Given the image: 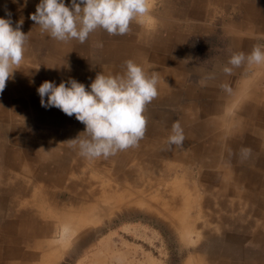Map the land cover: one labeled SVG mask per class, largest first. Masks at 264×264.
<instances>
[{
    "label": "crops",
    "instance_id": "crops-1",
    "mask_svg": "<svg viewBox=\"0 0 264 264\" xmlns=\"http://www.w3.org/2000/svg\"><path fill=\"white\" fill-rule=\"evenodd\" d=\"M39 2L0 0V18L8 19L6 13H10L13 28L23 20L21 31L28 34L22 63L31 60L42 66L37 71L20 66L0 93V264L1 255L13 248L28 253V243L18 236L24 229L30 234L34 221L41 225L45 220L40 206L44 200L49 202L45 191L56 194L67 181L72 183L68 174L62 184L50 187L49 175L65 160V149L60 146L61 137H53L56 135L48 130H63L64 119L59 115L64 113L42 107L39 95L33 92L44 81L58 86L70 78L88 91L97 73L122 74L127 60L147 73L160 74L158 95L145 107L146 126L162 128L169 123L171 132L173 122L179 121L184 130L183 148H176L174 157L160 158L157 163L168 160L170 171L175 172L177 163L198 159L204 170L200 178L203 187L218 188V196L232 198V203L243 199L251 204L256 218L264 220V64L236 68L231 75L220 71L232 53L247 54L253 45L264 44V0H148L147 15L132 21L127 34L109 37L97 29L101 36L88 37L79 46V52L90 56L85 62L73 53L50 55L55 39L29 19ZM64 3L70 5L71 0ZM212 71L216 79L201 85L202 76ZM221 84L230 85L231 94L223 91ZM17 104L25 110H15ZM72 125L70 122L74 131ZM159 140L166 142L165 137ZM242 148L251 149L248 158L240 155ZM51 154L57 160L50 159ZM185 155L189 161L182 159ZM251 229L250 234H256L253 241H264V224L259 228L255 221ZM19 259L21 264L27 262L21 256L6 255L3 264H17Z\"/></svg>",
    "mask_w": 264,
    "mask_h": 264
},
{
    "label": "rangeland",
    "instance_id": "rangeland-1",
    "mask_svg": "<svg viewBox=\"0 0 264 264\" xmlns=\"http://www.w3.org/2000/svg\"><path fill=\"white\" fill-rule=\"evenodd\" d=\"M70 5L66 4L65 6L70 7ZM79 50L81 51V49ZM79 50L73 54L81 58L82 62L90 59L88 53L79 52ZM25 63H21L20 66H28L35 71L42 67L31 60ZM33 94L38 95L36 91ZM15 110L18 109L15 108ZM163 111L166 110L163 109ZM63 115L65 114L59 115L64 119L63 130L58 128V131L57 129H50L49 131L56 135L53 137H61L59 138L62 144L60 146L65 149V152L62 153L65 160H61V162H76L75 156L70 158L76 154V150L64 142L76 138L79 133L84 131L85 125L77 121L75 116ZM17 119L20 120L19 117ZM70 122L76 127L74 131L69 126ZM21 123H24L25 126L24 121ZM169 125V123L165 124L163 125L165 127L162 128L146 126L145 136H149L151 139L143 138L139 145L132 150L136 153L145 154L143 157H141L142 155H134L131 157V159L135 158L134 162L125 166V169H134V163L138 162L139 171L141 170L142 177L145 178V182L139 184L136 179L141 176L136 174L133 180L128 182L132 196L129 194L121 198L117 197L116 193L109 199L103 201L99 199L100 203L92 202L88 190L97 185L92 177L102 176L110 172L112 184H114L113 167L115 165L111 167V163L106 162L101 157L91 160V162L99 161V166L95 162L93 163L97 169H92L90 163V167L83 164L87 159L81 156L83 162H78V164L82 165L77 164L73 167V170L79 167L76 169V173L73 171L67 173V175L70 174L71 184L66 180L65 188L58 190L56 194L53 190H51L52 192L46 190L51 192L49 194H54L55 201L62 205L56 209L50 201L47 203L44 200L43 205H40L44 213L43 217H45L43 222L57 225V220L54 217L58 210H65L74 206L91 207L96 205V207L101 208L102 214L105 212L106 215L97 223L88 222L87 218L85 221L81 220L82 223H79L81 226H76L71 235L65 233L68 234L67 240L63 242L64 244L56 255L48 253L50 247L53 246L52 249L57 248L61 242L54 241L60 237L56 233L58 230L54 232L55 229L51 227L53 230L51 234L33 238L32 243L27 242L28 253L25 255L23 252L20 255L27 261L25 264H28V261H32V264H264V241H256V243L253 241L256 234L251 235L253 223L258 222V226L261 228L264 220L257 219L255 213L252 212L251 204L244 202L243 199L232 203V198L218 196V188L203 187L200 178L204 174V170L200 167L198 159L191 161L190 164L177 163L173 170L175 172L167 175L168 160L161 159L159 163L149 164L152 169L145 167L148 163V154L152 155L153 152L152 143L160 137H165L167 141L171 134ZM77 128L80 131H76ZM163 129H167L168 133H162ZM147 142H149L150 149H148ZM161 143L164 145L160 141L159 146ZM53 158L57 160L55 155L50 157V159ZM182 159L189 161L190 157L185 155ZM143 160L146 161V164L142 166ZM206 160L209 161V158ZM79 170H83V172L80 173ZM80 179L82 182L78 181ZM63 181H60L59 185ZM72 184L76 185L72 186ZM180 189L183 192L179 191ZM222 191L226 193L227 190ZM184 192L188 196L187 199L183 195ZM172 195L174 200L170 199ZM80 199H84L85 203L80 204L78 202ZM220 200L222 202H219ZM164 203L166 208L163 211L161 205ZM172 211L174 214H171ZM45 213H49V215ZM87 213L89 214V211ZM91 214L93 215V213ZM80 216L81 218L85 217L79 215L77 218L79 219ZM78 219L71 215L63 218L72 225V228L75 227L74 225L77 224L75 221ZM37 244L42 245V249L34 247ZM259 249L263 251L260 252ZM45 253H47L46 257L42 258ZM1 259V264H3L6 257L1 256ZM17 264H21L20 259Z\"/></svg>",
    "mask_w": 264,
    "mask_h": 264
},
{
    "label": "clouds",
    "instance_id": "clouds-1",
    "mask_svg": "<svg viewBox=\"0 0 264 264\" xmlns=\"http://www.w3.org/2000/svg\"><path fill=\"white\" fill-rule=\"evenodd\" d=\"M148 11V0H71L70 7L65 6L64 0H40L29 19L52 39L63 43L75 40L83 44L97 29L104 30L109 36L127 34L131 22L142 19ZM6 15L8 19L0 18V93L20 67L28 40V34L21 31L23 20L13 28L11 14ZM262 64L264 44L257 43L250 53H232L220 71L231 75L236 68ZM123 67L122 74L97 73L88 91L84 84L72 78L58 86L55 82L44 81L37 89L42 107L57 108L85 125L82 133L64 144L78 150V154L86 159H107L137 147L144 138L147 123L144 111L158 95L160 74L157 71L147 73L132 60L125 61ZM215 79V71L207 72L199 83L207 85ZM220 87L231 94L230 85L221 84ZM184 140L181 123L173 122L167 138L168 147L183 148ZM250 154L251 149L240 150L244 158Z\"/></svg>",
    "mask_w": 264,
    "mask_h": 264
},
{
    "label": "bare ground",
    "instance_id": "bare-ground-1",
    "mask_svg": "<svg viewBox=\"0 0 264 264\" xmlns=\"http://www.w3.org/2000/svg\"><path fill=\"white\" fill-rule=\"evenodd\" d=\"M82 6V5H81ZM102 34L100 33V31L99 30H96V31H94V32H92L90 35H89V37H99V36H101ZM49 38H51V37H49ZM55 43L54 44H50V51H49V53H50V55L51 56H53V55H55L54 53H59L60 55H62V56H67V55H72V53H74V52H76L77 50H79V49H81L80 47V45H81V43H79L78 41H75V40H73V41H71V42H69V43H65V45H63L61 42H59V41H55V40H53ZM85 45V44H84ZM101 45V44H100ZM80 46V47H79ZM110 48V47H109ZM122 49V48H121ZM85 50V49H84ZM29 53V52H28ZM77 53V52H76ZM92 53H94V52H92ZM75 56V55H74ZM49 60V59H48ZM55 60V59H54ZM52 61V60H51ZM69 61V60H68ZM77 62H78V60H76ZM80 62V61H79ZM60 65H61V63H60ZM91 73V72H90ZM53 74V73H52ZM92 81V80H91ZM20 91V90H19ZM31 91V90H30ZM20 98V97H19ZM30 105V104H29ZM38 105V104H37ZM16 108L18 109V111L20 110V111H24L25 109H24V107H23V105H16ZM53 108V107H52ZM51 108V109H52ZM31 109V108H30ZM41 109V108H40ZM50 109V110H51ZM28 111V110H27ZM44 111H46V110H44ZM47 112V111H46ZM49 112V111H48ZM51 113L54 115L55 114V112L53 111V110H51ZM32 114V113H31ZM42 118H44V117H42ZM32 122V121H31ZM168 129V128H167ZM167 129H163L162 131V133H168V131H167ZM166 130V131H165ZM57 131H58V129H57ZM65 132V131H64ZM48 133L49 134H53V132H51V131H49L48 130ZM162 135H166V134H162ZM159 142H160V140H159V138L155 141V142H153L152 143V147H151V149H153V152H152V155H150V154H148L149 155V157H147L148 159H147V164H146V168H151L152 169V166H150L149 164H151V163H156V162H158L159 161V159L160 158H171V157H174L173 155H174V153H176V152H174L175 151V149L177 148V147H175V146H172L171 148H169L168 147V145H167V141L164 143V145L161 143V145L159 146ZM146 144H148L147 146H148V149H150L149 148V142H147ZM145 144V145H146ZM185 144V143H184ZM155 147V148H154ZM135 147H133V148H129L128 150H126V151H121V152H118L115 156H111V157H109V158H107V162L108 163H111V167H113V165H115L114 167H113V171H114V174H115V176H114V184H112L113 182H112V175H111V173L110 172H108L107 174H105V175H102V176H99L98 175V177H92L95 181H96V183H97V185L96 186H92L91 188H89V190H88V194L90 195V198L92 199V202H94V203H100L101 201H103V200H106V199H109L112 195H115L116 193H117V197H126L127 195H129L130 194V196H132L133 194L131 193V187H130V184L128 183V182H131L132 180H133V178H134V175H136V174H138L139 176H141V177H138L137 179H136V182L137 183H139V184H142L143 182H145V178L144 177H142L143 175H142V172H141V170L139 171V166H138V162L137 163H134V169H125V166L127 165V164H129L130 162H131V157H133L134 155H142L141 157H143V156H145V154H143V153H139V152H135V151H132L133 149H134ZM67 150V149H66ZM68 152V151H67ZM76 152V157H75V159H76V162H73V161H71L70 163H65V162H60L58 165V167H56L57 169L56 170H53V171H51V173H50V175H49V182H50V184L52 185V184H59V182L60 181H62V180H64L65 179V176L67 175V173L68 172H70V171H73V167L74 166H76L77 165V163L79 162V160H80V155L78 154V150H76L75 151ZM49 154V153H48ZM54 157V155H50V157ZM47 158V157H46ZM54 160L56 159V158H53ZM90 160H85L84 162H83V160L82 161H80L81 163L83 162V164H85L86 165V167H90V165H89V163L91 164V166H92V169H97L95 166H94V162L99 166V164H98V162H97V160L96 161H90ZM134 161V160H133ZM136 161V160H135ZM112 162H114V164H112ZM165 163V162H164ZM97 166V167H98ZM55 167V166H54ZM166 167H168L167 168V172H166V175L167 174H170L171 173V171H170V169H171V167L169 166V165H167ZM76 169H79V167H76ZM145 170H147V169H145ZM91 171V170H90ZM101 171H103V170H101ZM147 171H149V170H147ZM79 172L80 173H82L83 172V170H79ZM105 172V171H104ZM107 172V171H106ZM105 172V173H106ZM141 174V175H140ZM97 176V175H96ZM212 177V176H211ZM107 180H106V179ZM89 180H91V179H89ZM78 181H80V182H82V180L80 179V180H78ZM142 181V182H141ZM146 181H149V180H146ZM212 181V180H211ZM213 181H215V180H213ZM76 182V181H75ZM62 183V182H61ZM76 184H72V186H75ZM181 188V187H180ZM49 191H51V190H49ZM49 191H45V194H46V197H48V199H49V201H50V203H51V205H53L54 206V208H56V209H59L58 208V206L59 205H62V204H60L59 202H57V201H55V198L53 197V195H51V194H49V193H51V192H49ZM179 191H181V189L179 190ZM181 192H183V191H181ZM183 195H185L184 197H186V199H187V195L185 194V192H184V194ZM45 196V195H44ZM43 196V197H44ZM55 196V195H54ZM114 197V196H113ZM174 198V196L172 195L171 196V200ZM101 201H100V200ZM185 199V200H186ZM174 200V199H173ZM87 201V200H86ZM71 202H74L73 200H71ZM78 202L80 203V204H83V203H85V201H84V199H80V200H78ZM43 204V203H42ZM89 204H91V203H89ZM46 205V204H45ZM160 205V204H159ZM63 207V206H62ZM51 208V207H50ZM64 208V207H63ZM62 208V209H63ZM103 208V207H102ZM165 208H166V206H165V203L164 204H162L161 205V209L164 211L165 210ZM55 210V209H54ZM87 211H89V214L87 213ZM103 211V210H102ZM111 211V210H110ZM174 211H172L171 212V214H174L173 213ZM86 213V214H85ZM91 213H93V215L91 214ZM105 213V212H104ZM102 214V212H101V208H98V207H96V205H92L91 207H87V206H85V207H83V206H74V207H71V208H69V209H65V210H58V213L55 215V219L57 220V225H52V224H47V223H44V222H42V224L41 225H39L38 223V221H34L33 222V225L34 226H32V231H31V233L29 234V233H27V232H25V229L24 230H21V231H23L21 234H19V236H18V239L20 240V239H22L23 241L24 240H26V242H28L29 241V239H33V238H36V237H40V236H45V235H49V234H51V232H53V230L51 229V227L52 228H54L55 230H54V232L56 231V230H58L56 233L58 234V237H60V239H56V240H54V241H61L60 242V246H58L57 248H53L52 249V247H50L51 249H49V251H48V253H54L55 255H56V253H58L59 252V249H61V246L64 244L63 242L64 241H66L67 239V235L68 234H65V233H69L70 235L75 231V228H76V226L78 227V226H81L79 223H82L81 222V220L82 221H85V219L87 218V221L88 222H91V223H97L98 222V220L99 219H101L104 215H106V214ZM46 215H49V213L47 214V213H45ZM108 214H110V213H108ZM52 215V214H51ZM67 215H71V216H73V218L75 217V219H78L77 217L79 216V215H83V216H85L84 218H81V216H80V218L78 219V221H75L77 224L76 225H74L75 227H73L72 228V225L71 224H69V223H67L65 220H63V218L65 217V216H67ZM176 215V214H175ZM63 217V218H62ZM35 220V219H34ZM74 222V223H75ZM24 228L25 226L24 225H22L21 226V228ZM73 236V235H72ZM58 237H56V238H58ZM59 244V243H58ZM51 246V245H50ZM34 247H38L39 249H42V245H40V244H37V245H35ZM9 250H11V249H9ZM23 252L20 250V249H18V248H13L12 250H11V252H5V254L3 253L1 256H4V257H6V255H7V257H9V258H17V257H19L21 254H22ZM25 255H26V253H25ZM46 255H47V253H45V254H43L42 255V258H44V257H46ZM60 255V254H59ZM54 256V255H53ZM58 256V255H57ZM57 258V257H56ZM40 260V259H39ZM53 261V260H52ZM191 261V260H190ZM192 262V261H191ZM25 264V263H24ZM27 264V263H26ZM188 264V263H187Z\"/></svg>",
    "mask_w": 264,
    "mask_h": 264
}]
</instances>
